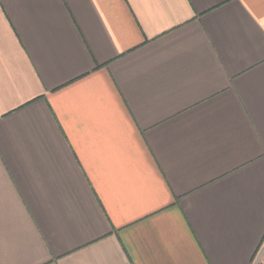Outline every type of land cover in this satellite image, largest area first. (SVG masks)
I'll return each mask as SVG.
<instances>
[{"label": "crops", "instance_id": "0c3cea01", "mask_svg": "<svg viewBox=\"0 0 264 264\" xmlns=\"http://www.w3.org/2000/svg\"><path fill=\"white\" fill-rule=\"evenodd\" d=\"M0 264H264V0H0Z\"/></svg>", "mask_w": 264, "mask_h": 264}]
</instances>
